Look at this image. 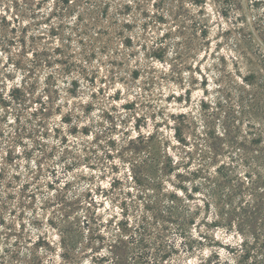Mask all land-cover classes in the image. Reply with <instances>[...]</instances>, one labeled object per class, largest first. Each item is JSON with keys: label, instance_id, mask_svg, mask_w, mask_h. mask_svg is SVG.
<instances>
[{"label": "rangeland", "instance_id": "1", "mask_svg": "<svg viewBox=\"0 0 264 264\" xmlns=\"http://www.w3.org/2000/svg\"><path fill=\"white\" fill-rule=\"evenodd\" d=\"M67 1L0 5V264H107L96 235L110 237L123 211L132 224L143 210L130 177L142 155L129 139L153 134L154 151L198 167L204 120L257 67L264 0L226 12L217 0ZM153 179L180 194L174 175ZM211 218L202 207L195 216L192 254L169 235L174 264L225 254L219 244L234 240Z\"/></svg>", "mask_w": 264, "mask_h": 264}, {"label": "trees", "instance_id": "2", "mask_svg": "<svg viewBox=\"0 0 264 264\" xmlns=\"http://www.w3.org/2000/svg\"><path fill=\"white\" fill-rule=\"evenodd\" d=\"M4 1L0 0V5ZM220 1L224 5L222 12L237 2L217 0ZM108 6L109 2L103 1L102 11L106 12ZM198 26L201 35L206 36L204 26ZM257 32L260 51L253 53L257 67L252 66L249 73L242 75L241 83H235L233 90L224 91L212 120H204L203 132L197 135L196 142L197 148L201 146L202 162L198 167L190 169L187 162L174 159L167 151H154L153 134L129 139L133 157L142 155L140 163L132 158L130 177L139 187L136 197L143 210L132 224L123 211L125 219L118 221L110 237L96 235L106 248V254L98 260L107 264H174L172 256L177 248L169 235L179 237L183 250L192 254L190 229L202 207L211 213V224L230 232L234 241L219 244L224 255L210 251L201 255L197 264H264V27ZM19 90L13 89L11 96L14 98ZM200 106L206 108L207 104L202 102ZM173 129L175 139L186 145L180 126ZM154 174L174 175L179 183L172 184L180 194L157 187ZM186 181L192 184L189 193ZM192 192L203 196L201 207L190 206ZM61 245L64 258L67 244L63 233Z\"/></svg>", "mask_w": 264, "mask_h": 264}]
</instances>
